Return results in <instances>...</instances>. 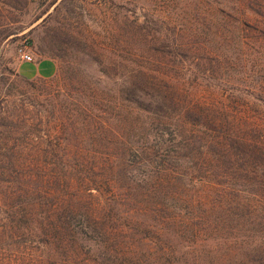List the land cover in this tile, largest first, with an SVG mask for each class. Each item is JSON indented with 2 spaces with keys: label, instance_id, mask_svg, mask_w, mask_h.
<instances>
[{
  "label": "rangeland",
  "instance_id": "rangeland-1",
  "mask_svg": "<svg viewBox=\"0 0 264 264\" xmlns=\"http://www.w3.org/2000/svg\"><path fill=\"white\" fill-rule=\"evenodd\" d=\"M23 48L33 57L32 63L52 60L55 74L29 81L22 78L18 67ZM138 67L146 73L144 86L165 94V104L174 115L189 107L204 117L202 121H208L210 113L219 121L242 122L247 134L255 133L252 128L264 127V0H0V123L4 124L0 125V165L21 150L34 175L32 186L51 188L53 180L60 182L66 176V169L73 171L70 160L78 150L85 148L95 155L122 153L117 138L138 117L115 108L109 95L115 97L139 82L134 77ZM81 101L101 109L93 134H88H102V140L87 146L78 121L67 111ZM220 127L215 132L195 129L204 140L213 141L223 136ZM56 135L61 138L57 147L53 146ZM16 141L25 145L23 150ZM130 161L135 162L133 157ZM219 164L218 178L205 171L211 178L198 184L187 175L174 179L173 190L180 199L176 203L192 204L206 195L220 200L213 185L219 181L218 189L230 191L228 200L236 204L215 216L247 214L253 230L264 233V183ZM190 172L197 176L194 169ZM36 173L44 174L43 182ZM71 180L77 185L75 177ZM232 190L236 192L231 194ZM249 197V202L255 197L258 210L249 211L248 204L238 206L248 203ZM98 201L92 206L97 207ZM165 203L160 218L171 219L178 211ZM119 207L131 211L136 203L121 196ZM144 228L137 233L145 234ZM175 229L164 228L169 236ZM157 248L148 241L140 251H147V262H152L149 250Z\"/></svg>",
  "mask_w": 264,
  "mask_h": 264
},
{
  "label": "trees",
  "instance_id": "trees-1",
  "mask_svg": "<svg viewBox=\"0 0 264 264\" xmlns=\"http://www.w3.org/2000/svg\"><path fill=\"white\" fill-rule=\"evenodd\" d=\"M144 72L138 67L134 77H139V82L129 83L131 86L115 97L109 95L115 108L138 117L123 135L116 131L124 147L119 155L78 150L70 157L73 171L66 169V176L60 182L53 180L51 188L32 186L34 175L21 150L0 165V264H264V233L253 230L249 215L215 216L236 204L228 200L230 191L218 189L219 181L213 183L214 194L221 197L216 201L206 195L196 203L182 201L178 205L180 199L173 190L174 179L185 175L196 184L211 178L205 171L218 178L219 163L232 173L238 170L250 180L260 179L258 184L264 183V127L252 128L255 133L247 134L242 122L219 121L210 113L208 121H202L204 117L189 107L174 115L165 104V94L144 86ZM100 110L84 101L68 107L69 117L76 118L84 135L83 146L102 140V134H88L97 124ZM219 126L224 134L216 136L218 141L204 140L195 129L215 132ZM54 139L57 147L61 138L56 135ZM16 143L23 150L25 145ZM43 175L37 174L39 182H43ZM121 196H127L136 207L127 213L121 211ZM250 197L248 203L238 206L248 204L249 211L252 207L258 210L259 206L253 205L255 197L249 202ZM97 198V207H93ZM165 201L178 211L171 219L160 218ZM166 225L176 226L172 236L164 230ZM141 226L145 234L139 235ZM147 227L158 233L149 232ZM148 241L158 246L156 251L149 250L155 259L152 262H147V251H140L141 244Z\"/></svg>",
  "mask_w": 264,
  "mask_h": 264
},
{
  "label": "crops",
  "instance_id": "crops-1",
  "mask_svg": "<svg viewBox=\"0 0 264 264\" xmlns=\"http://www.w3.org/2000/svg\"><path fill=\"white\" fill-rule=\"evenodd\" d=\"M19 73L26 78L49 77L55 74L56 65L52 60L45 59L40 63L22 60L18 67Z\"/></svg>",
  "mask_w": 264,
  "mask_h": 264
},
{
  "label": "built area",
  "instance_id": "built-area-1",
  "mask_svg": "<svg viewBox=\"0 0 264 264\" xmlns=\"http://www.w3.org/2000/svg\"><path fill=\"white\" fill-rule=\"evenodd\" d=\"M21 56L24 61H32L33 57L23 48L21 49Z\"/></svg>",
  "mask_w": 264,
  "mask_h": 264
}]
</instances>
